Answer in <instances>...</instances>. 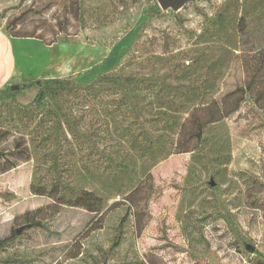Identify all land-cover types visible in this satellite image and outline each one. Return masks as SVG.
<instances>
[{"label": "rangeland", "instance_id": "rangeland-1", "mask_svg": "<svg viewBox=\"0 0 264 264\" xmlns=\"http://www.w3.org/2000/svg\"><path fill=\"white\" fill-rule=\"evenodd\" d=\"M229 1L186 0L178 7L159 6L149 16L157 0H0V27L8 36L18 31L54 45L42 49L50 62L46 58L39 73L13 80L29 84L16 105L33 104L45 78L70 80L67 90L48 93L41 105L53 111L47 133L64 145L63 167L75 188L71 196L54 185L47 148L36 141L43 134L40 126L10 116L15 102L0 104V239L31 220L44 224L25 226L0 250V260L88 264L98 256V246L107 247L113 227L129 208L127 193L142 182L134 200L144 228L137 233L131 214L109 264H264V112L259 104L247 96L239 111L213 131V141L225 138L229 154L213 174L203 171L190 152L170 150L169 143L167 154H143L142 145L121 137L120 122L106 119L101 105L83 90L108 71L163 77L168 58L184 50L202 59L177 80L199 76L208 65L209 74L218 78L215 95L237 79L246 81V57L264 50V0H236L242 12L225 19L222 33L212 39L205 33V18L225 17ZM149 54L162 62L142 63ZM147 100H152L150 92ZM162 109L182 115L177 108ZM91 126L105 132L103 144H112L114 154L125 155L126 170H103L83 157L73 135L82 137ZM216 185L219 190L213 189ZM117 200L121 204L109 208Z\"/></svg>", "mask_w": 264, "mask_h": 264}, {"label": "trees", "instance_id": "trees-1", "mask_svg": "<svg viewBox=\"0 0 264 264\" xmlns=\"http://www.w3.org/2000/svg\"><path fill=\"white\" fill-rule=\"evenodd\" d=\"M225 10V17L228 18L222 14L205 18L207 24L205 33H209L212 39H217L222 33L223 30L220 29L224 28L225 19L236 18L242 12L241 5L236 0L229 1ZM158 11L159 5L156 3L148 8L149 16ZM15 28L16 23L10 30H15ZM10 36L37 38L43 41L40 37L21 34L18 31L12 32ZM263 54L264 50L245 56V65L248 66L247 80L243 82L237 79L232 88L223 90L217 95L215 94L219 89L215 91L213 89L218 78L215 74H209L210 66L208 65L199 76L192 75L177 80L182 77V73L189 72L191 69L196 70L202 59L198 53L190 54L189 50L178 52L168 58L169 68L163 77L148 73L143 76H133L108 71L98 76L92 84L83 86V90L86 97L94 99L101 105L103 116L106 119L120 122L121 137L126 138L131 144L142 145L143 154L156 150L167 154L169 148L175 152H190L193 161L199 163L203 171L211 170L213 174H218L220 171L217 165L228 159L229 154L225 149V138L218 141L217 138L213 141V131L224 119L239 111L247 96L253 103L259 104L257 107L264 112V75L261 74ZM142 58L141 62L145 64L154 65L162 62L155 54ZM29 83L36 84L35 82ZM12 85L0 88V104L7 105L8 102H15L21 89L29 84H20L19 89L15 90L12 89ZM69 85V79L45 78L34 96L33 104L16 105L15 102L16 107H12L14 110L8 112L10 116L17 114L19 117H24L26 121L40 126L43 134L36 141L47 148V169L53 177L54 185L60 188L62 194L74 196L75 188L66 178L61 158L64 145L56 143L53 135L47 133L46 129V126L51 123L53 111L41 105L48 93L56 92V90L65 91ZM148 92L152 94V100H147ZM210 95L212 96L208 97ZM164 107L177 108L182 115H169L166 110L162 109ZM145 108H150V110L145 111ZM91 127L82 137L73 135L72 142H75L81 150L83 157L91 164L103 166V170L114 172L126 170L128 165L124 162L125 155L114 154L115 149L112 144H103L107 138L105 132L94 126ZM72 142L67 143L71 146ZM167 143H169V148L166 146ZM141 186L142 182L127 193L129 208L113 227L107 247L98 246L96 248L98 256L92 257L88 264H109L108 258L120 247L125 238L126 225L131 214L134 216L137 233L143 230L138 204L134 200ZM213 189L219 190V186L216 185ZM119 204L121 203L118 200L114 201L109 208ZM130 208L134 210L131 211ZM30 225L44 227L40 220H31L24 227ZM18 234L15 229L9 236L1 238L0 250L10 246ZM0 261L2 264H11V261L6 258Z\"/></svg>", "mask_w": 264, "mask_h": 264}, {"label": "crops", "instance_id": "crops-1", "mask_svg": "<svg viewBox=\"0 0 264 264\" xmlns=\"http://www.w3.org/2000/svg\"><path fill=\"white\" fill-rule=\"evenodd\" d=\"M53 46L37 38L8 36L0 27V88L13 84L15 77L39 73L43 61L47 58L46 64L50 62L42 49L45 52Z\"/></svg>", "mask_w": 264, "mask_h": 264}, {"label": "water", "instance_id": "water-1", "mask_svg": "<svg viewBox=\"0 0 264 264\" xmlns=\"http://www.w3.org/2000/svg\"><path fill=\"white\" fill-rule=\"evenodd\" d=\"M186 0H157L158 5L160 6V8L162 9H166L168 7H175L177 5H183L185 3ZM178 7V6H177ZM24 86V85H23ZM12 89H18L20 87V84H13ZM24 226L16 229L17 233H20L21 230L23 229Z\"/></svg>", "mask_w": 264, "mask_h": 264}]
</instances>
